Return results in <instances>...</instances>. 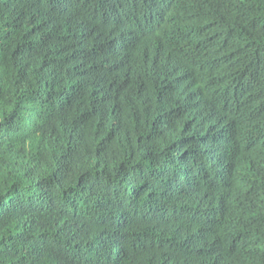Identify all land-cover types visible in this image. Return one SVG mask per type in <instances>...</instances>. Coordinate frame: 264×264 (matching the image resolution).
<instances>
[{"label":"trees","instance_id":"1","mask_svg":"<svg viewBox=\"0 0 264 264\" xmlns=\"http://www.w3.org/2000/svg\"><path fill=\"white\" fill-rule=\"evenodd\" d=\"M0 264H264V0H0Z\"/></svg>","mask_w":264,"mask_h":264}]
</instances>
